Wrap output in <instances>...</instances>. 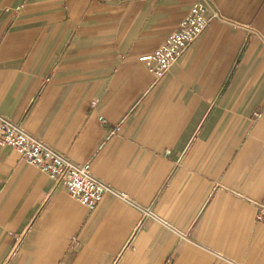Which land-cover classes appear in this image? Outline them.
<instances>
[{
  "label": "crops",
  "instance_id": "0c3cea01",
  "mask_svg": "<svg viewBox=\"0 0 264 264\" xmlns=\"http://www.w3.org/2000/svg\"><path fill=\"white\" fill-rule=\"evenodd\" d=\"M197 1L0 0V112L131 201L0 145V264H264V0H208L160 80L144 60Z\"/></svg>",
  "mask_w": 264,
  "mask_h": 264
},
{
  "label": "built area",
  "instance_id": "2783aa9c",
  "mask_svg": "<svg viewBox=\"0 0 264 264\" xmlns=\"http://www.w3.org/2000/svg\"><path fill=\"white\" fill-rule=\"evenodd\" d=\"M210 12V2L198 0L182 19L178 28L144 58L150 72L158 80L171 70L192 43L206 30L210 23ZM101 120L104 122L103 119ZM0 145L17 150L29 165L46 173L55 181L56 187L65 188L72 198L91 211L109 195L131 203L125 193L96 178L92 174L90 165L75 163L43 140L28 133L24 127L1 112ZM255 217L258 221L264 220V203L257 206Z\"/></svg>",
  "mask_w": 264,
  "mask_h": 264
}]
</instances>
